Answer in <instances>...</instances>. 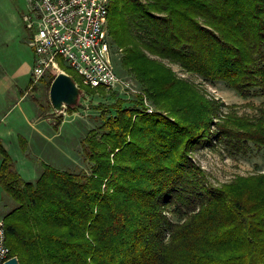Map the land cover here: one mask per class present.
<instances>
[{"label": "trees", "instance_id": "16d2710c", "mask_svg": "<svg viewBox=\"0 0 264 264\" xmlns=\"http://www.w3.org/2000/svg\"><path fill=\"white\" fill-rule=\"evenodd\" d=\"M107 34L142 94L117 100L83 140L90 173L42 163L25 181L0 139V187L15 203L3 217L11 255L20 264H264V172L209 187L189 158L215 142L264 150V102L254 118L232 106L223 115L224 104L170 66L264 99V0H110ZM55 76L41 81L49 88Z\"/></svg>", "mask_w": 264, "mask_h": 264}, {"label": "rangeland", "instance_id": "374dc122", "mask_svg": "<svg viewBox=\"0 0 264 264\" xmlns=\"http://www.w3.org/2000/svg\"><path fill=\"white\" fill-rule=\"evenodd\" d=\"M29 14L30 4L27 0H0V75L17 77L13 82L16 86L18 98L21 95V91L26 93V97L16 107L11 118L8 120L9 124H12L14 127L21 126L26 128L19 115L23 110L29 115L32 113L40 114L41 119L38 121L45 120L41 124V130L46 138L41 137L37 139L36 136L33 137L32 144L27 147L26 152L20 150L18 138L16 150L21 154L25 153L26 158L30 163L34 164V167L39 172H42V163H46L60 170H68L75 173H90V164L86 161L82 150L83 140L91 131L100 130V127L103 125V113H107L106 116H109L108 111L114 113V109L112 108L117 100L131 98H128L129 95L124 96V94L118 93L117 90L104 89L106 97L99 95V93L91 95L83 94L78 100L77 106L80 108L72 111L65 109L63 113H56L49 99L47 80L45 79L35 84L31 82L34 61L33 51H28L26 48V54L25 50H20L21 43L19 42V38L14 40V44H11V48L9 49V45L6 44L5 28L10 30L15 27V29H12L15 32L19 28V31L24 32L25 40L26 38H31V33L30 31L28 32L23 21L24 16H28ZM19 55L30 57L28 61L29 67H27V63H25L23 69L18 65L21 62H16ZM113 58L111 56L117 73L133 81L132 76L123 74L119 62ZM61 63L66 71L71 73L74 78H78L62 61ZM170 66L179 77L196 83L205 92L208 99L224 104L225 107L221 109L223 115H226L231 110L230 106L234 108V112L239 116L254 118L258 115L257 107L264 102V99L258 96L259 92L257 89L253 91V97L244 99L223 83L212 84L203 81L197 75H189L178 65L171 64ZM111 95L115 96V100L107 97ZM15 97L14 102L18 99L17 96ZM5 107L11 108V101ZM220 114L218 113V118L214 119L215 122L223 118ZM59 115H62V119L56 128L55 124L59 119ZM15 116H19L20 118H15ZM213 129L215 128L213 127ZM14 152L15 146H11V153ZM12 157L14 160L17 159L14 156ZM189 158L196 167L204 172L205 180L209 187H218L229 183L236 177H248L264 172V150L257 149L253 144L250 145V150L246 154H236L223 142H215L213 147H199L189 155ZM24 162L20 160L18 164L16 163L20 167V171L24 170V168L29 169V163L26 164ZM19 167L17 168L18 170ZM14 207L15 203L5 195L0 187V218L3 219ZM168 215L174 222L180 221L177 216Z\"/></svg>", "mask_w": 264, "mask_h": 264}, {"label": "built area", "instance_id": "2783aa9c", "mask_svg": "<svg viewBox=\"0 0 264 264\" xmlns=\"http://www.w3.org/2000/svg\"><path fill=\"white\" fill-rule=\"evenodd\" d=\"M27 1L30 14L23 21L31 33L32 83L49 73L68 74L62 61L87 87L117 90L128 98L142 94L131 79L117 73L112 62L107 34L110 0ZM143 102L146 112L153 113L146 97ZM6 239L4 220L0 218V264L14 257Z\"/></svg>", "mask_w": 264, "mask_h": 264}, {"label": "crops", "instance_id": "0c3cea01", "mask_svg": "<svg viewBox=\"0 0 264 264\" xmlns=\"http://www.w3.org/2000/svg\"><path fill=\"white\" fill-rule=\"evenodd\" d=\"M11 28L10 30H8L7 28H5L4 30L6 31L5 33V37H6V44L9 45L8 49L11 48V44H14V40H17V38H19V42L21 43V48L22 51L25 50L26 54H27V50L26 48L32 51L31 47L29 46V40L30 38H26L25 40V35L23 31H19V28L15 31H13ZM4 31V32H5ZM29 32V31H28ZM21 39V41H20ZM24 54V53H23ZM12 58V56H10ZM1 59V57H0ZM14 60V58H13ZM30 60L29 56H18V59L16 62H20V65L22 67V69L25 66V63H27V67L28 66V61ZM30 69V68H29ZM1 73V72H0ZM14 79H17V77H12V76H7V75H0V139L2 140V143L4 145V147L6 148V150L14 157H16L17 159L15 160V162L18 164V162L20 160L25 161L24 163H29V169L28 168H24V170L20 171V167L17 166V168L19 167V174L21 175V177L25 180V181H35L41 174V172L37 171L36 168L34 167L33 163H30L29 160L26 158V154L25 153H20L18 150H16V142H18V138L21 136L23 137L28 144V147L32 144V139L33 137H37L38 138H46L44 137V133L41 130V124L44 123V119L41 121H38L40 118V114H27L26 112H24V110L22 111V113H20L19 115L21 116L24 124L26 125V128L21 127V126H16L14 127L12 124H9V119L11 118L12 114L14 113L15 109L17 106L20 105V102L26 97V93H24L23 91H21V95L18 98V95L16 93V86L14 85ZM10 80V81H9ZM8 82V83H7ZM15 96H17V101L14 102L13 100L16 98ZM11 101V108H6V104ZM39 115V116H38ZM15 118H20L19 116H15ZM11 146H15V152L11 153ZM21 150V149H20ZM19 152V154H18Z\"/></svg>", "mask_w": 264, "mask_h": 264}, {"label": "water", "instance_id": "95a60500", "mask_svg": "<svg viewBox=\"0 0 264 264\" xmlns=\"http://www.w3.org/2000/svg\"><path fill=\"white\" fill-rule=\"evenodd\" d=\"M84 92L77 85L75 80L66 73H59L55 76L49 87V99L56 113H63L68 107L78 105L80 96ZM5 264H20L17 257H13Z\"/></svg>", "mask_w": 264, "mask_h": 264}]
</instances>
